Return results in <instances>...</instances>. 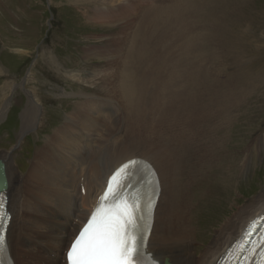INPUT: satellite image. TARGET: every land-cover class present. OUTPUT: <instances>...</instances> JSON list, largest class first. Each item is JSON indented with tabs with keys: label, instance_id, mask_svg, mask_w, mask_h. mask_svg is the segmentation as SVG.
Listing matches in <instances>:
<instances>
[{
	"label": "bare ground",
	"instance_id": "obj_1",
	"mask_svg": "<svg viewBox=\"0 0 264 264\" xmlns=\"http://www.w3.org/2000/svg\"><path fill=\"white\" fill-rule=\"evenodd\" d=\"M73 2L79 7L83 6L80 3L91 4V12H86L89 20L93 14L94 22L116 21L118 30L127 29L123 31L125 35L131 34L128 30L152 33L159 16L165 29L177 30L178 40L160 48L143 45L116 49L114 53L124 54L125 58L114 84L116 92L88 94L79 102L74 100L64 121L44 138L48 142L46 148L29 160L27 175L17 170L12 154L16 147L11 152L0 151L10 212L6 239L13 264H61L60 258L66 264L65 250L107 178L120 164L134 157L152 165L160 189L147 232L148 251L159 264H214L246 224L264 213V189L237 205L239 198H234L230 216L215 227L206 247L196 253L195 246L200 243L196 241V214L200 205H210L207 197L214 185L208 179L210 172L226 170V175L236 179L246 173L253 156L250 147H246L245 153L232 163H222L218 141L223 139L217 140L215 126L203 125L208 119L225 115L240 125L241 120L249 117L248 113L241 115L237 111L247 105L256 77L246 78L240 71L223 74V63L211 62L216 55L212 47L218 45V31L232 9L223 6V0H172L153 8H149L148 0ZM145 6L144 15L155 18L137 20L142 17L139 9ZM200 6L212 14L210 28H204L201 34L196 31L199 28H193ZM108 51L104 49L102 53ZM28 95L20 112V130L16 133L19 136L42 125L43 104L35 94ZM85 98L90 103L84 106ZM104 115L107 117L102 122L99 116ZM237 125L230 126L231 133ZM113 132L117 135L107 142ZM139 168L142 171L141 165ZM130 173L126 180L133 184L135 165L130 167ZM215 177L223 175L216 173ZM117 188L121 192L127 189L122 183ZM23 238H27L24 245ZM22 248L29 254H24Z\"/></svg>",
	"mask_w": 264,
	"mask_h": 264
},
{
	"label": "rangeland",
	"instance_id": "obj_2",
	"mask_svg": "<svg viewBox=\"0 0 264 264\" xmlns=\"http://www.w3.org/2000/svg\"><path fill=\"white\" fill-rule=\"evenodd\" d=\"M148 1L151 3L149 8H153L172 0ZM80 4L83 6H75L73 0H0V151L11 152L16 147L12 154L21 175L28 174L29 160L34 153L38 154V150L46 148L48 142L44 138L64 121L74 100L79 102L88 94L116 92L114 84L125 60L124 54L114 53L116 49L143 45L160 48L178 40L177 30L165 29L159 16H156L157 25L152 33L128 30L131 34L125 35L126 28L118 30L116 21L94 22L93 14L89 20L86 12H91L92 5ZM223 6L232 11L218 31V45L212 47L216 55L211 62L214 65L223 63V74L240 71L246 78L256 77L257 82L249 91L247 105L237 111L249 115L240 125L227 115L208 119L203 125L215 126L213 131L217 140L223 139L221 143L218 141L223 152L222 163H232L245 153L246 147H250L253 156L246 173L237 177V181L226 175V170L210 172L208 179L214 183L207 197L210 205L207 202L202 208L200 205L196 214V241L200 242L195 246L196 253L206 247V242L214 236L215 227L230 216L234 198H239L237 205L264 189V0H223ZM146 8L139 9L142 17L137 20L155 18L144 15ZM211 15L200 6L194 30L199 28L196 31L201 34L204 28L209 29ZM141 34H151V37L144 38ZM104 49L109 51L103 53L110 54H103ZM28 93L35 94L43 104L42 125L19 136L16 133L20 130V112L26 106ZM99 117L104 122L107 116ZM234 123L237 126L231 133L230 126ZM114 135L117 133L113 132L106 141H111ZM211 142L212 137L207 142L209 148ZM216 173H221L223 178H216ZM39 241L43 242V238ZM25 242L27 238H23L21 244ZM21 251L29 254L23 248ZM44 264H48L47 261Z\"/></svg>",
	"mask_w": 264,
	"mask_h": 264
},
{
	"label": "snow or ice",
	"instance_id": "obj_3",
	"mask_svg": "<svg viewBox=\"0 0 264 264\" xmlns=\"http://www.w3.org/2000/svg\"><path fill=\"white\" fill-rule=\"evenodd\" d=\"M5 214L0 205V227ZM143 225L119 192L105 193L68 251L69 264H156L145 260ZM4 239L0 233V250ZM167 264V262H166Z\"/></svg>",
	"mask_w": 264,
	"mask_h": 264
},
{
	"label": "water",
	"instance_id": "obj_4",
	"mask_svg": "<svg viewBox=\"0 0 264 264\" xmlns=\"http://www.w3.org/2000/svg\"><path fill=\"white\" fill-rule=\"evenodd\" d=\"M3 174V162L0 160V191L6 188V178Z\"/></svg>",
	"mask_w": 264,
	"mask_h": 264
}]
</instances>
